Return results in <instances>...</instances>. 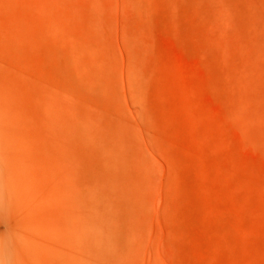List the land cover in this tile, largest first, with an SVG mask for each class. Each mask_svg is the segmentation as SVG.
Instances as JSON below:
<instances>
[{"label":"rangeland","instance_id":"374dc122","mask_svg":"<svg viewBox=\"0 0 264 264\" xmlns=\"http://www.w3.org/2000/svg\"><path fill=\"white\" fill-rule=\"evenodd\" d=\"M16 1L0 0V77L18 97L0 119V264H72L52 173L65 166L30 130L24 89L41 110L26 74L58 100L64 129L89 127L111 160L113 262L264 264V0ZM17 136L37 141L25 170Z\"/></svg>","mask_w":264,"mask_h":264},{"label":"bare ground","instance_id":"6f19581e","mask_svg":"<svg viewBox=\"0 0 264 264\" xmlns=\"http://www.w3.org/2000/svg\"><path fill=\"white\" fill-rule=\"evenodd\" d=\"M11 10H9V11H11ZM54 11H55V9H54ZM10 13H12V12H10ZM46 13H48V12H46ZM37 17H38V15H37ZM53 18L54 17H52V20H53ZM48 19L49 18H47V20ZM34 21H36V20H34ZM50 22H52V21L50 20ZM0 23L2 24L1 21H0ZM46 23H45V25H47ZM1 24H0V26H1ZM57 24H55V25L58 26ZM49 25H51V24L49 23ZM16 29H18V28H16ZM0 30H2V34H3L6 29H1V27H0ZM52 31H54V30H52ZM55 31H56V29H55ZM19 32L21 35L23 34V33H21L22 30H19ZM56 32H61V31L58 30ZM6 33H7V31L4 34H6ZM60 34H59V36H60ZM7 35H8V33L6 34V36H4V35L3 36L7 37ZM66 35H68V34H66ZM62 36H64V35H62ZM45 37L46 36H44V38ZM49 37H50V34H49ZM37 38H39V37H37ZM66 38L67 37H65V39ZM32 39H33V37H32ZM50 39L52 42L51 37H50ZM58 39H59V37H58ZM69 39H71V38H69ZM2 40L5 41V39H3V38H2ZM39 40L41 41V39H39ZM39 40L37 42H39ZM61 40H62V38H61ZM34 41H36V39L33 40V43L32 42L31 43L35 46ZM54 41H55V39H54ZM54 41H53V43H54ZM68 41H70V40H68ZM41 42H43V39ZM56 42H59V41H56ZM56 42L54 45H56ZM61 42H60V44H61ZM66 43H68V42L66 41ZM70 43H72V42H70ZM39 44L42 46L40 47V45H36V46H39L38 49L43 47V44H41L40 42H39ZM58 45H59V43H58ZM58 45L56 46L57 48H59ZM62 47H63V45H62ZM36 48H33V46H32V49H36ZM0 57L2 58V55ZM1 60L0 61L3 62L4 58ZM12 66H10V71L14 75L13 76L14 83L16 86L20 84V87L22 89V87H23L22 86L23 85L22 84V75L19 76V73H16L13 69L15 67H12ZM0 68H2L1 65H0ZM24 72L25 71L23 70V73ZM2 78L3 77H0V86L2 87L0 90V110H1L0 111V119H1V114H2V117H4V119H6L7 118V108H8L9 113H12V112L18 113L17 106L15 105L18 97L14 96L13 95L14 93L10 92V90H9L10 88L8 89L7 86H5L3 84L4 81L2 80ZM40 78L41 79H39V77H38V79L35 78V79H37V80H35L30 75L26 74V76H25V79L28 80V82L30 84H34V86L37 87V94H38V100L39 101H34V102L38 103L40 110H41V113L39 115H37L35 110L32 109L33 99L31 98L27 89H24L25 95H24V101H23L24 104L23 105L25 106V109H26L29 117L31 118L32 124H31L30 130H32L33 132H36V133L38 131L42 132V134L45 137V139H42V140L44 142H46L47 145H50L52 147V149H57V154H58L57 160H53L55 163V167L57 168L58 165L60 166L64 162L65 171H62L61 168L59 169V167H58L57 170L56 169H55V171L53 170L52 173H53V176L57 179L58 189L60 190L59 195H57V196L59 198H61L62 206L67 207L68 215H69V219H70L71 233H70V236L68 238H69L70 247H71V258H72L71 262H72V264H116L115 260L113 262V255L116 252H114V249H113V247H114L113 232H112V224L113 223H112V218H110L111 206H109V204H108V202L110 201V198L112 197V194L110 193V188H109V180L113 179V178H110L111 176H109V170L111 168L110 167L111 160H109L107 158L105 159V157H103L101 155V153L97 150L95 143H94V139H93L91 130L89 127L84 126V124H83V125L76 126L74 129H70V128L64 129V126H63L64 121H63V117H62V108L60 107L58 100L54 101V99L52 97H50L49 93H47L46 86L42 82L43 81L42 77H40ZM57 81L58 80L56 79V83H57ZM51 82L53 83V81H51ZM56 83L54 81V87L57 85ZM59 85H60V82H59ZM79 95H83V97H85V95L83 93H79ZM83 100H85V99H83ZM54 103H55V105H53ZM49 104L54 106L55 110L53 113L51 112V110L53 108L50 110ZM101 109H104V107L103 108L101 107ZM17 120H19V121H18V124H16L17 127H16L15 131H13V132H15V133L18 132L20 135H23L26 131V126H25L26 121H24L21 118H18ZM1 123L2 122H0V134H2V132H4V130L2 129L3 123L2 124ZM152 136L153 135H151V137ZM17 137H18V139H17L18 145L17 146L13 145L11 147H13V148L18 147L19 150H21V151L23 150L24 153L22 152V154H20V156H21L20 161H21L22 166L25 170L29 166L27 154H29L30 152H28V149H31L32 146H34L33 143H36L37 141H33V137L30 138L31 136H26V137L17 136ZM44 142H41L40 145H46V143H44ZM6 146H7V149L11 148L10 146H8V144H6ZM1 148H3V145L0 144V149ZM60 149L63 151L64 154L61 153ZM35 159L37 161H40V159H43V157L35 156ZM97 174L102 179V186L103 187L98 186V182L96 181L97 180ZM10 176H13V175H10ZM7 179H9V177ZM24 180L26 183H29V179L25 178ZM2 182L3 181H0L1 184H2ZM8 182L10 184L13 183L12 181H8ZM3 184L5 185V183H3ZM3 187H5V186H3ZM13 190L15 191L14 195L17 196L18 200H19V196L21 197L20 202L21 201L22 202L23 201H31L30 198H32V188H29L28 186L23 187L22 185H17L13 188ZM133 193H135V192H133ZM13 202H15V199L13 200ZM11 203H12L11 201L8 202L7 203L8 206ZM173 206H174V204H173ZM166 215H167V212H166ZM167 217H168V215H167ZM28 227H29V225H28ZM167 227H168L167 228V234H170L171 233L170 232V229H171L170 222H169V225L167 223ZM173 236H174V234H173Z\"/></svg>","mask_w":264,"mask_h":264}]
</instances>
